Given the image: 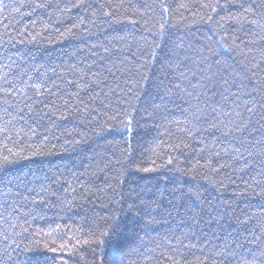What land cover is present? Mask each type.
<instances>
[{
	"label": "trees",
	"instance_id": "1",
	"mask_svg": "<svg viewBox=\"0 0 264 264\" xmlns=\"http://www.w3.org/2000/svg\"><path fill=\"white\" fill-rule=\"evenodd\" d=\"M114 258L264 264V0H0V264Z\"/></svg>",
	"mask_w": 264,
	"mask_h": 264
},
{
	"label": "snow or ice",
	"instance_id": "2",
	"mask_svg": "<svg viewBox=\"0 0 264 264\" xmlns=\"http://www.w3.org/2000/svg\"><path fill=\"white\" fill-rule=\"evenodd\" d=\"M246 11H247V9H246ZM130 91H131V90H130ZM249 111H251V109H249ZM128 123H129V124L131 123V120H130V119H129ZM169 163H171V161H169ZM143 171L148 172V171H151V169H147V168H145V169H143ZM102 235H105V236H106V235H108V233L105 232V233H103ZM98 243L102 245V244L104 243V241H103V240H100ZM113 264H119L118 259L114 258V259H113Z\"/></svg>",
	"mask_w": 264,
	"mask_h": 264
}]
</instances>
